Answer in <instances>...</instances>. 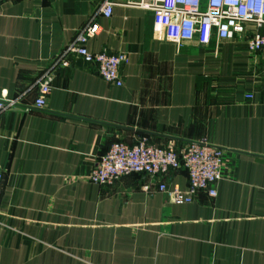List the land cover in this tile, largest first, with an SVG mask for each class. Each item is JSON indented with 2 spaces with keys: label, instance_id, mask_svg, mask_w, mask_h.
I'll return each mask as SVG.
<instances>
[{
  "label": "crops",
  "instance_id": "obj_1",
  "mask_svg": "<svg viewBox=\"0 0 264 264\" xmlns=\"http://www.w3.org/2000/svg\"><path fill=\"white\" fill-rule=\"evenodd\" d=\"M105 1L0 2V98L19 101L0 113V264H264V54L246 48L252 27L179 46L140 0H110V18ZM91 18L88 49L128 57L121 87L76 54L56 65ZM144 139L221 148L218 197L173 204L159 183L186 191L185 170L89 180L114 143Z\"/></svg>",
  "mask_w": 264,
  "mask_h": 264
},
{
  "label": "built area",
  "instance_id": "obj_2",
  "mask_svg": "<svg viewBox=\"0 0 264 264\" xmlns=\"http://www.w3.org/2000/svg\"><path fill=\"white\" fill-rule=\"evenodd\" d=\"M155 15L156 32L169 41L182 46L185 42L197 40L208 46L213 39L232 40L246 37L249 26L252 35L246 40V48L252 54H264V0H140L132 3ZM114 3L105 1L99 14L110 18ZM100 26L91 18L75 37L74 42L56 61V65L68 67L66 56L70 53L81 56L88 64L96 65L99 75L108 83L121 87V69L128 62L126 53L109 54L107 51L92 53L88 42L98 36ZM53 78L48 75L38 84L39 96L35 108L45 107L52 91ZM252 98V95H247ZM19 104L18 100L0 98V113ZM225 165L224 151L205 143H191L183 149L164 148L150 145L141 140L129 145L114 143L89 175V180L99 186H109L119 179L142 174L159 178L170 170H185L189 186L186 191L175 187L170 189L166 182L159 183V191L166 193L173 204L193 203L199 193L210 198L218 197V184L223 180ZM3 173L0 171V187Z\"/></svg>",
  "mask_w": 264,
  "mask_h": 264
},
{
  "label": "water",
  "instance_id": "obj_3",
  "mask_svg": "<svg viewBox=\"0 0 264 264\" xmlns=\"http://www.w3.org/2000/svg\"><path fill=\"white\" fill-rule=\"evenodd\" d=\"M4 0H0V2H3Z\"/></svg>",
  "mask_w": 264,
  "mask_h": 264
}]
</instances>
